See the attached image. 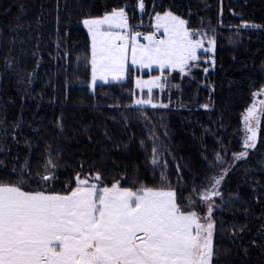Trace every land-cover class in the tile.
<instances>
[{"label": "trees", "instance_id": "16d2710c", "mask_svg": "<svg viewBox=\"0 0 264 264\" xmlns=\"http://www.w3.org/2000/svg\"><path fill=\"white\" fill-rule=\"evenodd\" d=\"M140 2L0 0V180L23 176L25 190L66 192L78 173H99L102 185L120 181L135 190L159 187L164 172L183 202L206 177L223 176L212 211V264H264V113L254 148L243 147L242 129L264 86V0H143V9ZM121 7L131 28L170 10L215 40L188 75L163 70L178 85L154 89L157 105L167 107L133 101L134 75L157 69L130 68L121 81L89 86L90 39L81 19ZM153 146L159 166L151 163ZM241 151L248 155L234 160ZM217 153L223 164H215Z\"/></svg>", "mask_w": 264, "mask_h": 264}, {"label": "snow or ice", "instance_id": "6c2138e0", "mask_svg": "<svg viewBox=\"0 0 264 264\" xmlns=\"http://www.w3.org/2000/svg\"><path fill=\"white\" fill-rule=\"evenodd\" d=\"M139 7L144 8L143 0ZM155 20V28L163 30L164 38L157 39L154 33L145 35L147 44L137 40L139 32L128 31L131 26L123 7L83 21L91 37L92 86L97 80H123L129 71L130 51L132 71L136 67L161 70V75L152 79L135 81L136 88L148 90L147 99H137L135 104L167 107L152 102L154 88L178 87L170 84L163 70L188 75L198 67V50L213 51L215 40L203 30H190L185 20L171 12L157 13ZM242 120L246 131L243 147L254 148L260 122L255 104L246 109ZM152 153V165L159 166L156 146ZM247 155V151H241L233 157L240 160ZM223 162L217 153L215 164ZM49 165L51 160L45 171ZM52 178L39 177L41 181ZM223 178L206 177L205 187L193 188L183 202L167 183L164 172L159 187L141 185L135 190L121 187L120 181L110 187L99 186L78 173L76 186L65 185L68 190L63 194L25 190L23 176L16 182L0 180V264H212L213 205L208 201L221 195L217 189ZM91 179L102 181L99 173ZM197 193L199 201L195 199ZM197 203L207 205L203 217L196 210Z\"/></svg>", "mask_w": 264, "mask_h": 264}, {"label": "rangeland", "instance_id": "374dc122", "mask_svg": "<svg viewBox=\"0 0 264 264\" xmlns=\"http://www.w3.org/2000/svg\"><path fill=\"white\" fill-rule=\"evenodd\" d=\"M112 10H110V11H106V12H104L102 15H97V16H88V17H84V18H82L81 19V24L85 27V25L83 24V21L85 20V19H91V18H99V17H102L104 14H106V13H110ZM165 12H171L174 16H178L179 18H181V19H183L181 16H179V15H177V14H175V13H173L172 11H170V10H165V11H163V12H157V13H159V14H161V15H163ZM157 13H155V14H153V15H151V17L153 18V20H154V25L156 24V20H155V16H156V14ZM184 20V19H183ZM147 20H145V21H143V23H142V26L140 25V26H137V27H145V25L147 24ZM128 23H129V25H130V23L131 22H129L128 21ZM131 25H136V24H132L131 23ZM187 26V25H186ZM85 29L87 30V32H88V29L85 27ZM190 29V28H189ZM191 30V29H190ZM114 32H119L120 30L119 29H114L113 30ZM159 34V36H160V39H163L164 38V36H163V30L161 29L160 31H157V29L154 27V29L153 30H149V31H147V35H150V34ZM88 36H89V39H90V50H91V37H90V35H89V33H88ZM137 40L141 43V44H147L148 43V41H146V40H144V38H140L139 36L137 37ZM204 46H205V48L206 47H208V44H207V42H204ZM200 51H203L202 49L201 50H198V53L197 54H199V52ZM210 52H212V51H209V53ZM209 58V57H208ZM130 61H131V54H130V51H129V58H128V67H129V69L130 68H132V65H131V63H130ZM90 66H91V58H90ZM136 69H138V70H140V72H143V71H151L152 69H144V68H139V67H136ZM153 69H157L158 70V72L157 73H152V74H148V75H142L141 73L140 74H136V75H134V78H133V82H134V88H135V93H134V96H133V101H134V103H135V101L137 100V99H147V96H148V90H147V88H143V89H140V88H136V86H135V81L137 80V79H141V80H149V79H152L154 76H158V75H161V70L159 69V68H153ZM127 74V73H126ZM126 74H125V77H126ZM125 79V78H124ZM109 81H113V80H111V78H109ZM97 82H104V81H101V80H97ZM96 82V83H97ZM89 86L90 87H92V81H91V77H90V81H89ZM154 89H157V88H154ZM154 89H153V91H154ZM262 89H264V86L257 92V93H255L256 95L254 96V98L252 99V102L247 106V108L246 109H248L251 105H253V104H255V107H256V111H257V115L260 117V113H261V108L262 107H264V104H262V102H264V94H262L261 93V90ZM152 102L153 103H155V104H158V103H160L159 102V99L158 98H155V97H153V100H152ZM144 105H151V104H144ZM246 114V110H245V112H244V115ZM253 126L255 127L256 125H255V122H253ZM258 128V127H257ZM242 129H243V139L245 138V135H246V131H245V128H244V123H243V127H242ZM256 135H257V129H256ZM94 175H92V176H82L81 178H89V182L90 183H97L99 186H111V185H102V183H101V181H95V180H93V179H91V177H93ZM76 186V185H75ZM74 186V187H75ZM121 187H124V186H121ZM124 188H127V187H124ZM153 188H156V187H153ZM218 190V189H217ZM48 192H50V191H48ZM55 193H61V194H63L64 192H55ZM195 199L197 200V201H199V194L197 193L196 194V196H195ZM208 203H210V204H212L213 205V210H214V208H215V205H216V202H215V197H213L212 198V200H210V201H208ZM196 210L199 212V214L203 217L204 215H206L207 214V212H208V209H207V205L206 204H203V203H197V205H196ZM212 210V211H213ZM211 217H212V213H211ZM212 221H213V218H212Z\"/></svg>", "mask_w": 264, "mask_h": 264}, {"label": "built area", "instance_id": "2783aa9c", "mask_svg": "<svg viewBox=\"0 0 264 264\" xmlns=\"http://www.w3.org/2000/svg\"><path fill=\"white\" fill-rule=\"evenodd\" d=\"M151 22H147V24L145 25V27H136V28H129L128 31L130 33H135V32H139L140 33V38H143L145 35H147V30L145 29L146 27H155V25L153 24L154 23V20L153 18L151 17ZM120 31H122V29H119ZM155 37L157 39H160V36L159 34H155Z\"/></svg>", "mask_w": 264, "mask_h": 264}]
</instances>
